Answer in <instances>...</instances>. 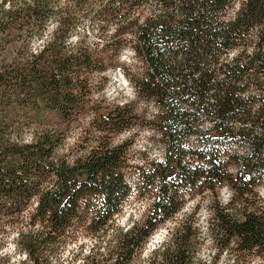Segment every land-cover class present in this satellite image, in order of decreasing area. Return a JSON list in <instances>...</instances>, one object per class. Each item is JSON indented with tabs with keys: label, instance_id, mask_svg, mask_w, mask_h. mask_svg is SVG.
<instances>
[{
	"label": "trees",
	"instance_id": "trees-1",
	"mask_svg": "<svg viewBox=\"0 0 264 264\" xmlns=\"http://www.w3.org/2000/svg\"><path fill=\"white\" fill-rule=\"evenodd\" d=\"M86 16L98 30L114 22L115 42L131 35L144 66L130 78L135 95L157 107L149 122L163 155L139 167L137 186L126 179L131 143L112 141L134 113L93 101L89 74L103 67L84 40L70 43ZM263 182L264 0H0V218L29 264H139L157 227L205 193L210 264L224 253L264 258ZM137 187L152 194L147 215L110 234ZM194 224L181 221L146 264H194ZM81 237L93 240L86 249Z\"/></svg>",
	"mask_w": 264,
	"mask_h": 264
},
{
	"label": "rangeland",
	"instance_id": "rangeland-1",
	"mask_svg": "<svg viewBox=\"0 0 264 264\" xmlns=\"http://www.w3.org/2000/svg\"><path fill=\"white\" fill-rule=\"evenodd\" d=\"M232 10L229 9L228 14H231ZM51 26L52 23L49 25V29ZM115 29L116 24L109 22L102 30H98L97 21L92 16H86L81 21L76 34L71 35L70 43L73 46L77 39L84 40L83 42L101 63L99 65L103 67L101 72L94 71L89 74L93 101L107 111L112 110L115 106H126L127 111L134 113L130 127L114 134L112 141L115 144L122 141L131 143L127 153L129 166L126 169V179L131 185L137 186L136 173L139 171V167H144L151 159H160L163 149L159 136L150 127L149 122L157 113L156 104L153 101L138 98L130 81V78L142 76L144 66L130 48L131 35L125 34L126 44L115 42L112 39L115 36ZM41 44V39H34L31 43V51L38 50ZM93 117V113L89 112L88 115L81 117L73 124L67 139L69 147L77 145ZM244 150L245 148L240 147L237 151L241 154L244 153ZM141 191L142 188L137 187L135 192H132L120 213L115 216L114 227L109 230L110 234L116 227L127 228L132 221H142L145 218L150 208L152 194L142 195ZM256 191L264 199V182L257 186ZM231 192L230 187L226 185L218 191V199L223 205L227 203ZM211 199L210 193L200 196L187 195L182 209L157 227L136 256L135 262L146 264L152 256V250L157 248L162 241L167 240L168 234L181 221H194L201 242L195 255L194 264H210L215 250L208 234ZM16 231L14 225L9 224L4 218H0V264H29L25 253L17 245ZM91 241L93 240L90 238L81 237L78 242L83 243V247L86 249ZM66 248H73V243L68 244ZM229 256V254H222L218 258L217 264H264V258L254 255H245L244 258Z\"/></svg>",
	"mask_w": 264,
	"mask_h": 264
}]
</instances>
